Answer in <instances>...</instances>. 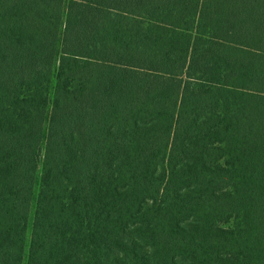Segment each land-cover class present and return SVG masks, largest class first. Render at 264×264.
<instances>
[{"label":"trees","instance_id":"trees-1","mask_svg":"<svg viewBox=\"0 0 264 264\" xmlns=\"http://www.w3.org/2000/svg\"><path fill=\"white\" fill-rule=\"evenodd\" d=\"M0 264H264V0H0Z\"/></svg>","mask_w":264,"mask_h":264}]
</instances>
